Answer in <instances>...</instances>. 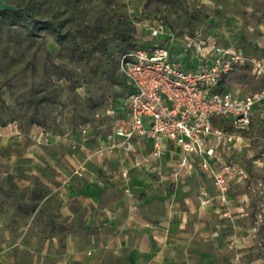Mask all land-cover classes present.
<instances>
[{
    "label": "crops",
    "instance_id": "0c3cea01",
    "mask_svg": "<svg viewBox=\"0 0 264 264\" xmlns=\"http://www.w3.org/2000/svg\"><path fill=\"white\" fill-rule=\"evenodd\" d=\"M205 37L264 59V36L262 43H239L224 24ZM82 130L0 125V264H16V232L20 247L40 249L36 264H249V245L233 232L241 213L234 194L226 205L213 198L199 206L200 185L214 195L210 180L194 171L175 184L179 148L172 142L164 140L154 170L108 148L107 132ZM135 149L144 157L151 140ZM81 164L82 176H72Z\"/></svg>",
    "mask_w": 264,
    "mask_h": 264
},
{
    "label": "rangeland",
    "instance_id": "374dc122",
    "mask_svg": "<svg viewBox=\"0 0 264 264\" xmlns=\"http://www.w3.org/2000/svg\"><path fill=\"white\" fill-rule=\"evenodd\" d=\"M3 1L23 13L11 24L14 34L0 15V120H15L22 128L34 121L49 131L108 133L118 120L113 111L127 92L119 90L125 84L119 71L120 53L127 49L124 37L145 44L149 27L157 23L169 32L204 36L228 24L239 43H262L264 36V0ZM29 17L38 24L34 35L25 23ZM223 85L251 93L263 82L241 68ZM217 126L239 138V150L225 156L245 172L229 193L241 209L232 220L233 232L249 245L247 262L264 264V122L253 118L245 130L223 121ZM11 238L15 263L36 264L40 249L20 247L13 239L20 233Z\"/></svg>",
    "mask_w": 264,
    "mask_h": 264
},
{
    "label": "built area",
    "instance_id": "2783aa9c",
    "mask_svg": "<svg viewBox=\"0 0 264 264\" xmlns=\"http://www.w3.org/2000/svg\"><path fill=\"white\" fill-rule=\"evenodd\" d=\"M149 34L147 47L119 59L127 92L113 111L118 123L105 135L107 146L132 153L137 166L159 170L156 161L165 151L164 140L170 141L179 148L171 180L177 184L200 172L209 178L214 195L200 185L198 205L206 206L213 198L226 205L232 184L245 172L225 156L239 150V138L217 123L245 130L253 118L264 122V59L202 34L169 32L162 23L150 26ZM241 68L263 82L262 87L251 93L225 88L226 77ZM82 132L89 134L88 129ZM144 139L151 140V150L140 158L135 144ZM82 171L78 165L72 176L80 177Z\"/></svg>",
    "mask_w": 264,
    "mask_h": 264
},
{
    "label": "trees",
    "instance_id": "16d2710c",
    "mask_svg": "<svg viewBox=\"0 0 264 264\" xmlns=\"http://www.w3.org/2000/svg\"><path fill=\"white\" fill-rule=\"evenodd\" d=\"M18 9V8H17ZM21 9H18L17 11H4V12H0V15L6 20V23L8 25V31L11 33V34H14L15 30L12 29L11 27V24H17L18 22V15L21 14L22 11H20ZM23 13V12H22ZM26 23V26H27V30L30 34L34 35L36 33V30L38 29V24H37V21L32 19L31 17H29V19H27L25 21ZM124 40L126 41V46H127V49L122 51L120 53V56H119V59L122 55L128 53L129 51L133 50V49H136L137 47H147L149 45L148 42L145 41V44H134V43H131L128 41V38L127 37H124ZM122 75V74H121ZM123 76V75H122ZM124 81H125V84L121 85L122 87L124 86L127 87L126 85V79L124 78ZM121 100V99H120ZM120 102V101H119ZM120 103H118V106ZM117 106V107H118ZM115 110H117V108L115 107ZM15 120H11V121H1L0 120V125H7V123H10V122H14ZM32 124H38V123H35L34 121H32ZM40 125V124H38ZM41 126V125H40Z\"/></svg>",
    "mask_w": 264,
    "mask_h": 264
},
{
    "label": "water",
    "instance_id": "95a60500",
    "mask_svg": "<svg viewBox=\"0 0 264 264\" xmlns=\"http://www.w3.org/2000/svg\"><path fill=\"white\" fill-rule=\"evenodd\" d=\"M18 9L14 7L13 5H10L3 0H0V12L4 11H17Z\"/></svg>",
    "mask_w": 264,
    "mask_h": 264
}]
</instances>
